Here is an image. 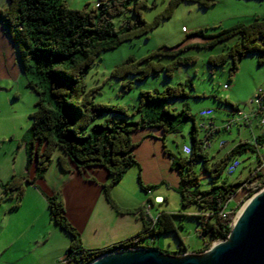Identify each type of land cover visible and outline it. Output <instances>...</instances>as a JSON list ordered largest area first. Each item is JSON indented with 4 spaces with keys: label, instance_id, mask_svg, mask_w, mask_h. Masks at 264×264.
Here are the masks:
<instances>
[{
    "label": "trees",
    "instance_id": "obj_1",
    "mask_svg": "<svg viewBox=\"0 0 264 264\" xmlns=\"http://www.w3.org/2000/svg\"><path fill=\"white\" fill-rule=\"evenodd\" d=\"M7 1V7H0V25L13 42L28 86L37 96L35 111L29 115L31 132L26 147L25 164L36 160V175L42 176L53 161L54 151L58 149L61 155H58L57 161L64 170L72 166L78 170L101 166L110 176L109 182L103 185L106 200L117 212H138L143 220L142 228L136 234L104 248L87 249L82 245L80 232L68 220L62 200L56 195L49 196L47 201L52 219L70 235L63 259L55 264H87L99 254L111 250L153 247L149 246V241L154 242L156 234L176 231L173 213L161 210L155 217H149L140 208H121L109 195L110 187L123 178L129 166L135 165L140 170L133 152L137 145L132 139L133 131L146 127L157 128L161 129L165 136L177 130L172 120L164 117L145 118L142 115L137 120L127 118L140 112L147 100L188 96L186 86H191V82L178 81L175 85H168L154 92L141 90L138 106L129 113L120 105L95 102L94 93L97 88L88 89L84 75L102 51L112 50L121 43L147 35L163 19L170 18L181 1H196L201 7H208L214 4L215 0H168L164 9L150 21L143 18L142 10L148 6L145 0H99L96 5L82 9L68 8L63 0ZM114 18H117V24ZM234 35L238 36V41L230 49L208 58L211 66H220L231 61L230 70L233 74L245 54L255 51L264 56V17H254L246 23L239 21L215 32H211L207 27L195 29L186 33L184 41L174 46L163 45L141 59L128 57L115 67L112 75L121 79L127 75H135L136 79L140 80L165 70L166 75L170 76L178 63L186 64L194 60L192 56H179L180 51L191 46L212 47ZM194 36L204 41L185 42ZM163 56H176V59L166 64L160 61ZM122 86L125 90L131 88L130 80L122 83ZM232 106L234 112L239 111L237 106ZM163 110L171 115L176 114L164 107ZM207 110L211 112L209 108ZM104 111L118 113L122 118L95 122ZM184 114L186 117L191 116L185 110ZM259 115L264 117V113H258ZM224 128L229 130L226 125ZM217 130L219 128L204 126V137L200 138L193 121L190 127L189 155L176 157L167 149L164 152L169 155L170 167L177 169L180 183H188L194 187L196 196L193 199L186 197L185 190L179 188L183 200L197 201L205 209L195 215L201 224V232L211 239L221 241L227 238L239 207V203L235 201L228 209L230 199L243 192V201L264 185V172L260 170L264 128L253 141L240 140L223 156L211 161L205 153V148ZM247 151H252L257 157V164L254 168H249L248 175L239 181L231 182L225 177L221 182H216V178L223 174L225 169L227 173H231L234 163L238 165L235 156ZM199 160L203 162L202 170L206 176L212 179L208 189H199L200 177L191 169ZM68 161L70 165L67 164ZM20 177L11 176L3 186L9 195L14 191L18 200L22 198L24 191ZM138 179L140 182V172ZM140 185L147 190L154 187L142 183ZM225 206L227 210L223 216L220 211ZM149 238L151 239L148 240ZM178 248L184 250L186 246L181 244Z\"/></svg>",
    "mask_w": 264,
    "mask_h": 264
},
{
    "label": "rangeland",
    "instance_id": "obj_2",
    "mask_svg": "<svg viewBox=\"0 0 264 264\" xmlns=\"http://www.w3.org/2000/svg\"><path fill=\"white\" fill-rule=\"evenodd\" d=\"M97 1L99 0H63L68 8L78 9L90 8L96 5ZM145 1L148 6L143 8L142 12L143 18L147 21L152 20L168 3V0ZM254 17H264V0H215L214 4H210L208 7H201L196 1H181L176 5L171 17L163 19L147 35L135 37L112 50L102 51L84 75L86 87L88 89L97 88L94 93L95 102L120 105L129 113H132L140 102L139 91L154 92L162 90L168 85H175L178 81L187 82L189 80L191 82V86H186L188 96L167 100H147L140 112L131 114L127 118L128 120H137L142 115L145 118L149 116L164 117L172 120L173 126L177 129L165 136L163 131L157 130V128L146 127L133 131L132 139L137 144L133 149L134 155L145 160L144 178L139 182V170L137 166L131 165L126 169L123 178L110 187L109 195L116 203L134 202L144 198L142 205L146 207L145 210H150L148 205L152 204V194H162L163 199L153 200L151 215L155 217L161 210L173 213L172 218L176 223L177 232L158 233L154 236V242L149 241V246L175 255L185 252L199 254L207 251L215 242L220 241L211 239L201 232V224L195 215L205 209L197 201L183 200L179 188L185 190L186 197L193 199L196 196L193 192L194 187L188 183H180V175L177 169L170 167L169 155L164 151L167 149L176 157L189 155L190 127L193 121L200 138L204 137V126L219 128L209 139V145L205 148V153L211 161L223 156L240 140L253 141V138L264 128V119L262 120L260 115H257L256 111L259 107L254 101L255 95L264 88V56L255 51L245 54L233 74L230 70L231 61L220 66H211L208 61L209 56L230 49L238 41V36L234 35L212 47L191 46L180 51L179 56H192L194 60L186 64L178 63L170 76H167L165 70H162L140 80H137L135 75H127L121 79L113 76L112 72L128 57L133 56L136 59H141L158 47L163 45L171 47L183 42L186 33L195 29L207 27L211 32H215L219 28L230 27L239 21L246 23ZM114 21L116 24L118 23L117 18H114ZM193 41L203 42L204 40L194 36L185 42ZM262 58L263 60H261ZM175 59L176 56H163L160 61L167 64ZM127 80H130L131 88L125 90L122 83ZM0 86L2 87L0 88V128L2 129H0V145L2 146L8 143L10 138L5 134L3 135L5 141H2L4 139L1 138V133L4 129H8L6 130L8 132L13 127L12 130L17 134L20 125H24L26 121L29 122L27 113L30 109L32 110L37 96L28 86V80L23 71L17 78L10 77L4 81L1 80ZM232 105L237 106L241 114H238L237 111L234 112ZM163 107L176 114L171 115L164 112ZM208 108L211 112L205 113ZM184 110L191 116L186 117ZM233 112L234 114H232ZM244 115H247L248 119H243ZM111 118L119 119L122 116L118 113L104 111L95 122ZM229 122L231 123L228 130L224 127ZM142 134H148L144 142H140L141 139L135 137V135ZM263 149L260 150L261 153L264 152ZM235 159H237L238 165L231 173H227V169H225L223 174L216 178V182H221L225 177L231 182L243 180L248 175L249 168H254L257 164L256 154L252 151L236 155ZM159 161L161 165L156 169L155 165H158ZM202 166L203 162L199 160L191 166V169L200 177L199 189H208L211 185L209 181L212 179L206 176ZM260 170L264 172V165ZM147 181L154 185L152 193L140 185L141 183L146 185ZM6 196L8 197H2L10 200L15 198L9 194ZM243 196V192H240L228 202V209L235 204V201L239 203L233 219L248 199L245 197L241 201ZM6 203V201L0 200V219L3 216L4 207L7 206ZM39 207L40 203L35 201L31 207L28 205L24 209H20L23 218L28 219L27 224H31L32 222L29 223V221L35 217V225H27L28 233L31 236L34 235L32 233L38 231L37 229H42L45 222L44 217L41 218L38 211L34 212V216L32 215V212ZM143 241L146 242V240ZM181 244H184L186 249L179 250L178 247ZM82 245H86L88 248L87 244L83 243ZM43 251L39 249L28 255H23L21 258H18L19 252H2L0 264H41L38 256L42 253L43 257Z\"/></svg>",
    "mask_w": 264,
    "mask_h": 264
},
{
    "label": "crops",
    "instance_id": "obj_3",
    "mask_svg": "<svg viewBox=\"0 0 264 264\" xmlns=\"http://www.w3.org/2000/svg\"><path fill=\"white\" fill-rule=\"evenodd\" d=\"M7 5V0H0L1 7L5 8ZM17 58L13 42L4 31V27L0 25V81L10 77L17 78L22 73ZM35 108L34 103L32 110L30 109L27 113L28 116L35 111ZM28 118L29 122L26 121L24 125H20L17 134L12 130L13 127L11 131L7 132L8 129H4L1 133V138L4 139L2 141H5L3 136L5 134L10 138L8 143L0 145V200L7 202L0 219V255L2 252H19L18 258H21L25 254L42 249L43 257L42 253L38 256L41 264H55L63 259L70 242V235L61 229L50 215L47 198L52 195L62 200L68 220L80 232L81 240L88 245V248L84 245L87 249L104 248L140 231L143 220L138 212L136 214L119 213L105 199L103 185L109 182L110 176L103 167L93 166L78 170L72 166L64 170L60 168L57 161L58 155H61L58 149L54 151L53 161L42 176L36 175V160L25 164L27 162L26 147L31 132V120L30 117ZM147 135H135V137L140 138V142H144ZM137 160L142 179L144 178L143 170L146 167L145 160L141 158ZM159 165H161L160 161L158 165H155L156 169ZM14 175L21 176L20 182L24 188L22 198L15 201L12 200L17 199L14 191L11 195L15 198L10 200L2 197H8L6 196L8 192L3 190V186ZM146 184L153 185L148 181ZM152 190L149 189L151 193ZM151 199L153 207V200L163 199L162 194H152ZM143 200L144 198L134 202H119L120 204L117 203V205L121 208H140L144 214L153 217L151 206L150 210H145L146 207L142 205ZM35 201L40 203V207L36 208L32 215L34 216V212L38 211L45 222L42 229H37L35 233L30 231L34 234L31 236L27 225H35V217L29 221V223L32 222L31 224H27L28 219L23 218L20 209L28 205L31 207Z\"/></svg>",
    "mask_w": 264,
    "mask_h": 264
},
{
    "label": "water",
    "instance_id": "obj_4",
    "mask_svg": "<svg viewBox=\"0 0 264 264\" xmlns=\"http://www.w3.org/2000/svg\"><path fill=\"white\" fill-rule=\"evenodd\" d=\"M87 264H264V186L248 197L227 238L207 251L175 255L140 246L99 254Z\"/></svg>",
    "mask_w": 264,
    "mask_h": 264
},
{
    "label": "built area",
    "instance_id": "obj_5",
    "mask_svg": "<svg viewBox=\"0 0 264 264\" xmlns=\"http://www.w3.org/2000/svg\"><path fill=\"white\" fill-rule=\"evenodd\" d=\"M254 101L258 104V107H259V109H257V111H256L257 115H258V113H264V88L263 89H260L259 92H258V94L255 95ZM237 112H238V114H241V113H239V111H237ZM205 113H210V111L207 110V111H205ZM243 117H244L243 119H248V116L247 115H244ZM263 119H264V117H262V120ZM230 123L231 122H229V123L226 124V128L229 127ZM260 159H261V166H263L264 165V152L261 153ZM236 166H237V163L235 162L234 163V167H236ZM234 167H233V169H234ZM144 204H146V203H144ZM150 206H151V204L148 205V208ZM226 210H227V207L225 206L223 208V210L220 211L223 216L225 215L224 212H226Z\"/></svg>",
    "mask_w": 264,
    "mask_h": 264
},
{
    "label": "bare ground",
    "instance_id": "obj_6",
    "mask_svg": "<svg viewBox=\"0 0 264 264\" xmlns=\"http://www.w3.org/2000/svg\"><path fill=\"white\" fill-rule=\"evenodd\" d=\"M246 203V202H245ZM245 203H244V205H245ZM244 205L242 206V208L239 210V212H238V214H237V216L239 215V213L242 211V209H243V207H244ZM144 209V208H143ZM237 216L235 217V218H237ZM124 250V249H123ZM113 251V250H112ZM119 251V250H118Z\"/></svg>",
    "mask_w": 264,
    "mask_h": 264
}]
</instances>
